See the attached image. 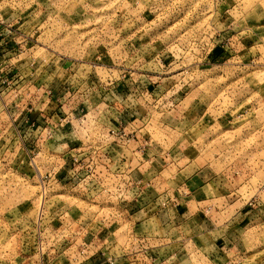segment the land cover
I'll use <instances>...</instances> for the list:
<instances>
[{"label": "rangeland", "instance_id": "374dc122", "mask_svg": "<svg viewBox=\"0 0 264 264\" xmlns=\"http://www.w3.org/2000/svg\"><path fill=\"white\" fill-rule=\"evenodd\" d=\"M0 19L19 28L17 50L36 60L0 66V264H85L96 251L79 226L123 205L150 204L146 214L169 221L172 212L153 205L167 187L152 173L170 179L174 159L229 174L231 197L257 196L256 207L246 218L240 203L184 212L171 226L147 218L154 239L130 244L147 249L133 262L264 264V0H0ZM59 59L89 82H73L74 99L57 98L48 115L52 93L26 69ZM72 112L87 122L79 135L70 129L76 148L97 144L109 123L133 140L111 148L110 161L87 149L61 154L47 128ZM142 164L147 176L130 177ZM156 247L164 260L150 253Z\"/></svg>", "mask_w": 264, "mask_h": 264}, {"label": "crops", "instance_id": "0c3cea01", "mask_svg": "<svg viewBox=\"0 0 264 264\" xmlns=\"http://www.w3.org/2000/svg\"><path fill=\"white\" fill-rule=\"evenodd\" d=\"M18 30L19 28H17V30L14 29L13 33L11 32L9 34H7L9 30H2L4 37L0 38V66L5 63H11L12 61H18L22 58H25L22 60L23 62L30 63V61H32L36 64V60H34L29 54L27 55V52L21 53V51L17 50V45L23 41L19 40L21 39V36H15V34H19ZM21 48H23V46H21ZM14 54L15 56H12ZM23 62L18 63V65H23ZM47 65L44 66L43 64L38 68L31 65V67L29 66L26 70L33 72V76L31 75L30 78L35 82V85L42 86L44 87L43 89L49 87L48 90L52 93L51 97H53V101H51V106L49 107L50 112L48 114L57 115L54 110L56 106H59L57 98L61 99L63 102L71 101L68 99L70 97L74 99L75 91H72V89L75 90L76 88H73L72 83L80 78L76 75H71L70 71H72V68H70V60L59 59L54 62L52 61L49 66ZM80 80L85 81L86 79L81 78ZM87 82L89 81L86 80L85 83ZM33 88L35 89V86H33ZM4 104L5 103H3V105ZM34 105L36 108L42 106L40 103L38 105L35 103ZM35 113L39 112L36 110ZM40 128L41 125L39 124L37 128L32 130L34 132L35 129L39 130ZM70 129V126L66 125L59 128L55 134L56 150H59L61 154H64V152L69 149H72L71 152H73V148L76 149V146L79 143L77 141L79 137H76L78 135L70 133ZM47 153L48 151H46V154ZM187 160L189 163L183 168L178 166V159L173 160L170 167L172 177L170 179L168 178V180L163 175L164 170L152 173V176L154 175V177H152L154 186L161 184V186L165 185L167 187L164 189L160 188L159 191L157 190V192H153V195L155 196L154 200L156 201L153 202V205H159L160 209L165 207V209L170 210L172 216L169 217V221L163 219L161 211L158 213L152 212L146 214L144 210L147 207L149 208L150 204L145 205L144 207L140 204L139 206L133 205L135 208L130 205V208L127 209L124 207L128 205H123L124 207L119 209L117 213H114L115 215L110 214L107 218L99 217L100 219L97 218L86 224L87 227L79 226L78 230L81 228L83 230L78 233L86 236V240L91 242L93 249L96 251V253H92L86 257L88 260L84 262L85 264H132L135 255H137V257L146 256L147 249L140 247L139 249L130 250L132 249V246L130 248V244L132 242H148L154 239L151 238L150 233H148V226L151 218L157 219V221L160 222V225L169 226L170 224H175L179 215L181 214L183 216V214H185L184 212H188L192 215L196 210H200V213L204 215H206L204 212L218 214L229 210L238 203L240 204H238L236 210L242 214V217L246 218L249 216L251 210L254 211L257 196L252 197L251 201H244L242 196L238 197L236 200L231 197L232 194L238 192V189L236 187V182H232L228 179L230 176L229 174H221L217 172L212 168L211 164L208 163L194 169L191 167L192 161L190 159ZM141 166L142 167L135 171L134 168L130 169V177L142 178L141 171L143 170L144 172L147 168L145 167V164H142ZM144 175L147 176V173L144 172L143 176ZM180 177H182V179H180ZM228 182L229 186L231 185L230 188H226ZM234 189L236 192H234ZM140 213L145 215L141 217ZM229 221L230 220H226V225L231 224ZM225 227L227 228V226ZM227 239L228 236L226 234L220 241L227 242ZM159 245H162V242ZM155 249L149 250L150 253L155 255L158 253V260L162 258L164 260L167 254H160L162 248L156 247ZM133 264L136 263L133 262Z\"/></svg>", "mask_w": 264, "mask_h": 264}, {"label": "built area", "instance_id": "2783aa9c", "mask_svg": "<svg viewBox=\"0 0 264 264\" xmlns=\"http://www.w3.org/2000/svg\"><path fill=\"white\" fill-rule=\"evenodd\" d=\"M3 21L0 19V38L4 37V34L2 32V26H3ZM12 30L10 29L8 31V33H11ZM0 96H2V92L0 91ZM7 104H4V106L6 107ZM15 107H19V105H16ZM49 115V114H48ZM79 117L76 116V114H74L73 112L70 114H67L65 118L60 117L59 118V123L58 125H53L52 127H48L47 128V137L49 140H51L52 138L54 139V135L56 134V132L59 130V128H62L63 126H66L65 124H68V126H70L71 130H73L75 133H77L78 135L81 134V131L85 129V126L87 125V122L84 121V118L82 117L81 119H78ZM71 119V120H69ZM101 123V125L105 124L101 121H99ZM16 131H17V126L16 124L14 125ZM32 127H38L36 126L34 123L32 124ZM87 134H85L83 137L85 138ZM99 138H97L99 140V142H97V144H93L91 146L88 147H93V148H86V147H80V148H76L78 150V153L80 151V149L84 150L87 149V152H84V154L86 153H94V158L95 160H100L102 158V160H112L114 156H111V148L114 150V147H124L127 143H130L131 140H133V138L125 131L124 128V124H120L119 126H115L112 125L111 123L107 124V133L106 135H100L99 134ZM104 137L106 138H113L111 140H108V145L107 147L109 148V151H106L103 153V149H105V145L103 142ZM80 139V138H79ZM52 142V141H51ZM51 144V143H50ZM126 147V146H125ZM74 149V150H76ZM73 160L75 161L74 164H81L79 166H82V160L78 157V154H73L72 155ZM89 158V157H87ZM77 168V167H76ZM124 170H121V173L126 174L125 172H123Z\"/></svg>", "mask_w": 264, "mask_h": 264}]
</instances>
